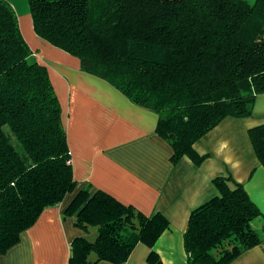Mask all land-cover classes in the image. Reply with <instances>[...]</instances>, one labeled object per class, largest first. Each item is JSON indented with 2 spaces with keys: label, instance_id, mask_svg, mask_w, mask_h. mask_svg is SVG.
Wrapping results in <instances>:
<instances>
[{
  "label": "trees",
  "instance_id": "obj_1",
  "mask_svg": "<svg viewBox=\"0 0 264 264\" xmlns=\"http://www.w3.org/2000/svg\"><path fill=\"white\" fill-rule=\"evenodd\" d=\"M36 34L77 57L80 69L158 114L156 132L197 165L194 144L226 117H248L264 94V0H28ZM0 0V254L48 207L74 191L72 156L50 70ZM264 167V124L249 129ZM194 209L184 234L188 264H230L264 242V215L241 183ZM85 232L69 264H123L138 243L152 250L170 228L99 190L82 189L65 211Z\"/></svg>",
  "mask_w": 264,
  "mask_h": 264
},
{
  "label": "crops",
  "instance_id": "obj_2",
  "mask_svg": "<svg viewBox=\"0 0 264 264\" xmlns=\"http://www.w3.org/2000/svg\"><path fill=\"white\" fill-rule=\"evenodd\" d=\"M9 1L19 14L25 38L49 67L77 185L60 204L46 208L18 244L0 254V264H69L71 243L85 232L75 225L76 216L65 211L84 188L91 195L105 191L147 215L161 212L170 228L153 249L163 264H188L184 234L189 218L194 209L220 194L216 177H231L230 187L243 184L264 215V167L249 137L250 128L264 124V94L258 95L252 115L228 116L194 144L205 156L201 164L188 156L173 164V148L156 132L157 113L82 71L77 57L39 37L28 0ZM151 250L140 242L123 264H150ZM230 264H264V242Z\"/></svg>",
  "mask_w": 264,
  "mask_h": 264
},
{
  "label": "rangeland",
  "instance_id": "obj_3",
  "mask_svg": "<svg viewBox=\"0 0 264 264\" xmlns=\"http://www.w3.org/2000/svg\"><path fill=\"white\" fill-rule=\"evenodd\" d=\"M37 57H38V58L40 57L39 54H37ZM39 60H40V58H39Z\"/></svg>",
  "mask_w": 264,
  "mask_h": 264
},
{
  "label": "bare ground",
  "instance_id": "obj_4",
  "mask_svg": "<svg viewBox=\"0 0 264 264\" xmlns=\"http://www.w3.org/2000/svg\"><path fill=\"white\" fill-rule=\"evenodd\" d=\"M29 26V25H28Z\"/></svg>",
  "mask_w": 264,
  "mask_h": 264
}]
</instances>
